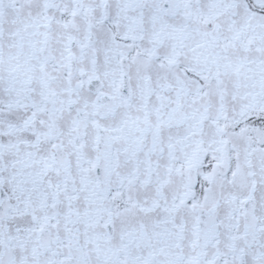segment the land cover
<instances>
[{"label": "snow or ice", "instance_id": "6c2138e0", "mask_svg": "<svg viewBox=\"0 0 264 264\" xmlns=\"http://www.w3.org/2000/svg\"><path fill=\"white\" fill-rule=\"evenodd\" d=\"M0 264H264V0H0Z\"/></svg>", "mask_w": 264, "mask_h": 264}]
</instances>
